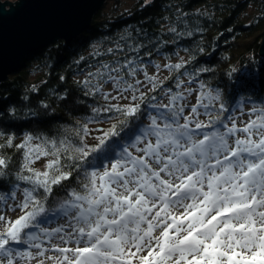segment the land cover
<instances>
[{
    "label": "snow or ice",
    "instance_id": "snow-or-ice-1",
    "mask_svg": "<svg viewBox=\"0 0 264 264\" xmlns=\"http://www.w3.org/2000/svg\"><path fill=\"white\" fill-rule=\"evenodd\" d=\"M125 45L135 53L143 46L125 40L107 54ZM98 63L80 82L85 96L110 84L115 95L103 92V99L128 103L92 109L115 114L94 143L86 142L87 124L76 143L31 134L5 141L22 151L23 163L13 176L0 155V264H264V107H251L241 126L233 114L243 112L239 105L229 107L203 83L190 107L186 97L195 90L182 88L183 79L178 91L165 89L160 64L149 75L134 57ZM186 63L163 68L190 85L193 74L180 72ZM160 92L166 103L149 95ZM42 158L43 171L34 167ZM20 182L30 187L17 200ZM54 187L64 194L58 207ZM5 208L19 214L11 219ZM52 219L61 222L43 226Z\"/></svg>",
    "mask_w": 264,
    "mask_h": 264
},
{
    "label": "trees",
    "instance_id": "trees-1",
    "mask_svg": "<svg viewBox=\"0 0 264 264\" xmlns=\"http://www.w3.org/2000/svg\"><path fill=\"white\" fill-rule=\"evenodd\" d=\"M111 1V10L105 11L104 4L90 27L70 44L58 40L28 56L14 74L0 83V155L8 160L11 175L20 168L23 158L21 150L6 145L9 136L13 145L29 134L57 140L68 137L76 143L75 132L87 124L90 135L86 142L91 144L100 129L115 123L114 113L101 112L97 116L92 109L122 102L105 101L102 93L110 92L106 86L102 93L85 96L87 89L80 83L89 71L95 72L98 62L134 57L137 62L142 59L148 71L161 59L172 64L184 60L187 63L180 72L193 74V83L189 85L188 77L175 71H168L163 80L165 89L178 91L175 82L183 79L182 88L195 90L193 102L186 98L189 107L196 102L199 83L206 86L205 91H219L229 107L239 105L243 112H234L236 116L248 115L251 107H264V56L260 54L263 0H135L121 11L120 0ZM249 6H254L252 13L246 11ZM173 26L184 34L169 32ZM188 31L192 35H187ZM125 40L143 46L138 53L125 45L123 52L107 54L108 48L124 45ZM98 51L104 55L97 56ZM203 68L209 71L199 72ZM242 83L249 87L241 89ZM149 95H157V99L163 96L162 102H167L163 92ZM71 183L74 187L75 181ZM20 187L22 192L30 185L20 182ZM53 191V206L58 207L64 194L58 187Z\"/></svg>",
    "mask_w": 264,
    "mask_h": 264
},
{
    "label": "water",
    "instance_id": "water-1",
    "mask_svg": "<svg viewBox=\"0 0 264 264\" xmlns=\"http://www.w3.org/2000/svg\"><path fill=\"white\" fill-rule=\"evenodd\" d=\"M106 0H0V83L25 59L58 40L70 44L90 27ZM264 1V0H263ZM264 56V37L260 45Z\"/></svg>",
    "mask_w": 264,
    "mask_h": 264
},
{
    "label": "rangeland",
    "instance_id": "rangeland-1",
    "mask_svg": "<svg viewBox=\"0 0 264 264\" xmlns=\"http://www.w3.org/2000/svg\"><path fill=\"white\" fill-rule=\"evenodd\" d=\"M2 1L4 2L5 0H2ZM7 1L16 2L17 0H7ZM134 2H135V0H120V3H121L120 4V11L121 10H125V9L131 7V5H133ZM112 3L113 2L111 0H106V3H105V7L106 8H105V11L109 12V10H111ZM253 9H254V6H249L248 10H246V11L248 13H252L253 12ZM175 62L177 63L179 61L178 60H175ZM165 63H168V62H166L163 59L160 60L159 64L161 65V70L158 73H156L155 68H153L152 66H150L148 68L149 75H152L153 73H156L160 77V79L163 80L164 77H166L168 75V70L163 68V65ZM138 76H139L140 79L143 78L142 73L139 74ZM105 88H106V90L111 91L113 95H115V92L113 91L112 86L110 84L109 85H106ZM194 97H195V94L193 93L191 96L188 95L186 98L192 100V102H193ZM117 101H120L122 103H127L128 102L126 100H117ZM237 118H238L237 119V123L242 126V124L247 121L248 115L247 114H240L239 116H237ZM44 164H45V159H41L40 161H38V162L35 163V166H36L37 169L43 171L44 170ZM21 198H22V192L20 191V192L17 193V200H19ZM10 203H14V202H10ZM4 211H6L7 215L11 219H15V216L17 214H19V210L18 209L16 210L15 213H13L12 210L11 209H8V208H5ZM60 222L61 221L52 219L51 221L44 223L43 226L44 227H49V228L56 227V226H58V224ZM44 246L45 247L47 246V243L46 242H45V245ZM21 248H23V247H21ZM31 251H35V249H31ZM49 254H51V253H49ZM32 264H35V261H33Z\"/></svg>",
    "mask_w": 264,
    "mask_h": 264
},
{
    "label": "bare ground",
    "instance_id": "bare-ground-1",
    "mask_svg": "<svg viewBox=\"0 0 264 264\" xmlns=\"http://www.w3.org/2000/svg\"><path fill=\"white\" fill-rule=\"evenodd\" d=\"M105 3H106V1H105ZM105 3H104V4H105ZM42 50H43V49H42ZM31 55H32V54H31ZM29 56H30V55H29Z\"/></svg>",
    "mask_w": 264,
    "mask_h": 264
}]
</instances>
